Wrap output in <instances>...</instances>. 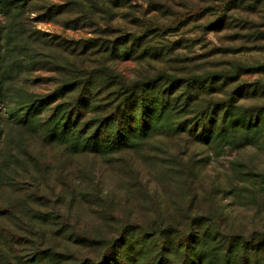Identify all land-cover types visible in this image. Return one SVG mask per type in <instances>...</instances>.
Masks as SVG:
<instances>
[{
	"label": "rangeland",
	"instance_id": "374dc122",
	"mask_svg": "<svg viewBox=\"0 0 264 264\" xmlns=\"http://www.w3.org/2000/svg\"><path fill=\"white\" fill-rule=\"evenodd\" d=\"M11 1L0 0V233L10 234L0 240V264L6 254L17 264L37 254L43 256L39 264L94 261L98 246L97 254L75 246L61 227L80 231L89 246H108L103 238H119L112 229L118 225L135 227L118 255L134 252L139 264L154 257V243L143 244L144 238L164 232L168 251H179L184 264L198 250L212 264H247L253 256L264 264V0H122L126 5L113 26L123 33L116 39L126 38L112 62L111 56L80 53L91 41H105L94 31L104 23L68 24L76 18L70 13L19 17ZM39 1V7L65 3ZM221 19L224 27L209 30ZM138 28L161 35L155 45L170 49L169 56L140 63L124 55ZM113 72L133 86L174 79L178 93L200 78L230 75L233 81L238 75L240 81L223 92L215 87L222 94L206 99L229 103L227 125L189 137L188 130L172 139L159 135L148 152L89 155L81 145L85 122L72 106L87 83L100 79L107 86ZM169 116L184 124L193 120ZM148 119L137 130L157 121ZM6 215L25 223L14 228Z\"/></svg>",
	"mask_w": 264,
	"mask_h": 264
},
{
	"label": "trees",
	"instance_id": "16d2710c",
	"mask_svg": "<svg viewBox=\"0 0 264 264\" xmlns=\"http://www.w3.org/2000/svg\"><path fill=\"white\" fill-rule=\"evenodd\" d=\"M11 4H16L12 9L15 10L17 7L19 17L24 16L26 13L29 14L30 11L33 13H38L47 19H54L58 16H62L63 13H70L73 16H76L75 20L68 18L66 23H80L81 21H87L91 23L92 27H99L101 23H104L105 29H96L94 30L97 35H100L101 38H104L105 41H100V39L91 41V44L83 45L81 49V54L84 56V53L87 55L90 53L92 56H111L110 62L117 60L118 55L120 54L119 46L123 43V39L126 37H120L116 39V35H122V32H116L121 30L114 29L113 24L116 22L118 17L117 12L125 7V1L122 0H65L63 5L53 4L47 6H38L40 5L39 0H12L9 2ZM28 6L32 8L28 10ZM130 11L135 14H138V7H130ZM68 11V12H67ZM139 23V21H135ZM224 20L221 19L216 21L214 26L210 27L212 31H219L223 26ZM67 25V24H66ZM135 34L129 36V42H132L130 48H126L124 55L127 53L131 54V57H134V61L143 63L148 59H154V62L163 61L169 56L168 52L170 49L163 48L160 44L155 45L156 42H161V35H158L156 31H145L141 28L135 30ZM129 42L126 44L128 45ZM99 43V44H98ZM154 45V47H153ZM129 49V51H128ZM80 50L72 52L73 55L78 54ZM128 51V52H126ZM112 75L115 77L112 79L110 77L107 80V86L100 83V79H97L99 74H96L94 77L97 79L95 81H90L87 83L83 93L77 97V102L72 106L74 117L81 118L85 122V137L81 141V145L84 148V152L89 155H98L103 156V152L106 154L116 155L124 152H141L149 151V148L152 145L154 147L156 143L157 136L172 139L173 137L186 134L188 130V135L196 134L201 132L206 134L210 129L215 130L220 123L222 125L226 124L225 120L229 119L227 113H225L226 105L229 103L227 101L221 102L220 105L208 104L206 99H210L213 95H221L222 90L238 85L240 79L235 76L233 81L230 75L221 76L220 78L211 80L210 77L200 78L192 86L188 85L184 92L178 93V90L175 89L174 82L175 80H167V83H164V86H159L163 84V81L166 78L163 77V80H150L149 83L140 86H133L134 83H128L122 78L116 77V74L113 72ZM203 77V76H202ZM238 78V79H237ZM232 81V82H231ZM118 82V83H117ZM106 83V82H105ZM215 87L217 91H222L221 93L214 92ZM233 92H236L233 91ZM238 92V91H237ZM236 92V93H237ZM235 94H232L233 96ZM75 100V101H76ZM200 100V101H199ZM188 106V107H187ZM195 106V107H194ZM187 108V109H186ZM146 113V115H144ZM83 114V116H82ZM148 114V115H147ZM157 121L149 123L146 130H137L138 125L146 124L148 116ZM181 117L183 115L192 117V122H184L179 120V122L171 121L170 116ZM147 116V117H146ZM184 116V117H185ZM197 131H193L191 128H196ZM182 129H184L182 131ZM200 130V131H199ZM197 132V133H196ZM115 133L113 138H110L108 134ZM133 136H132V135ZM106 140L108 145L107 147H100V140ZM141 142L145 143L144 146H141L139 149L137 145ZM80 145V143H78ZM7 222L9 225H12V220L14 222V228L19 224H24L25 222L21 219H16L11 217V215H6ZM115 224V223H114ZM112 224V225H114ZM64 235L67 237V240L74 244L75 246L92 247L93 250H90L92 253L97 254V246L99 249V256L96 260L86 259L80 263L84 264H124L123 262L129 258L133 259L132 264H139L141 257L136 253L131 252L129 255H125L123 252L118 255L119 243L124 241L128 237L129 233L135 230L133 226H124L121 225L112 228L117 235L119 233L120 237L112 240L113 238L104 237L103 240L108 243V246L102 244H91L88 245L86 242L87 239L84 238V235L75 230L74 233L68 232L66 226H62ZM160 229V228H159ZM19 231V230H17ZM154 231V230H153ZM20 232V231H19ZM161 232H164L161 230ZM24 234V233H23ZM167 232L161 233L160 235L153 233L149 234V237H145L143 244L154 243L153 258L149 260L147 264H184L182 254L179 251L169 250V240L164 238ZM169 234V233H168ZM10 236L9 233H0V240H3L5 236ZM200 234H198L199 237ZM159 236H162L164 240H157ZM94 238V242L96 243ZM107 239V240H105ZM90 240V239H89ZM88 240V241H89ZM120 240V241H119ZM118 242V243H117ZM127 242V241H126ZM113 244V245H112ZM117 248H115V246ZM125 244H123L124 246ZM254 246L256 243L253 244ZM122 246V247H123ZM111 249L109 250V248ZM200 247V245H199ZM91 249V248H90ZM109 250V253L113 255V259L110 254H107L105 251ZM84 251V250H82ZM82 251L80 252L82 254ZM143 251V249H142ZM11 254V253H9ZM255 255V254H254ZM190 254H187L189 257ZM13 257L6 254L5 264H17V261L12 259ZM33 260H29L26 264H39L43 262L42 255H35ZM83 258V257H82ZM22 258H20V261ZM189 264H212L205 258H202L199 254L191 255ZM264 261V259H263ZM8 262V263H7ZM19 263V262H18ZM229 264L228 262H224ZM3 264V263H2ZM247 264H261L259 258L253 256L249 258Z\"/></svg>",
	"mask_w": 264,
	"mask_h": 264
}]
</instances>
